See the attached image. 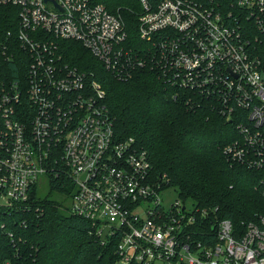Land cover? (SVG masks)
<instances>
[{
	"label": "built area",
	"instance_id": "built-area-1",
	"mask_svg": "<svg viewBox=\"0 0 264 264\" xmlns=\"http://www.w3.org/2000/svg\"><path fill=\"white\" fill-rule=\"evenodd\" d=\"M137 2L141 46L103 2L0 0L19 7L28 63L23 79L0 76V209L9 218L42 213L34 188L67 172L70 210L103 242L117 238L115 264H264V218H224L215 233L198 232L197 214L207 212L179 197L165 201L170 186L152 178L147 152L134 137L117 138L101 82L66 60L59 43H82L119 79L157 69L175 98L210 99L236 119L226 156L263 168L264 0ZM8 225L1 227L14 242Z\"/></svg>",
	"mask_w": 264,
	"mask_h": 264
},
{
	"label": "trees",
	"instance_id": "trees-1",
	"mask_svg": "<svg viewBox=\"0 0 264 264\" xmlns=\"http://www.w3.org/2000/svg\"><path fill=\"white\" fill-rule=\"evenodd\" d=\"M96 1L121 14L129 41L141 46L137 0ZM19 23V7L0 4V76L10 79L25 78L28 67L18 45ZM59 43L66 60L101 82L117 138L136 139L150 158L152 178L162 187L177 188L179 198L207 212L197 214L198 232L215 233L224 218L235 224L264 218V167H251L224 153L225 145L237 137L236 119L221 114L210 99L175 98V88L157 69L141 68L119 79L82 43ZM49 178L52 189L71 194L69 173ZM38 192L35 187L31 199L43 208L40 214L16 213L9 218L0 209V264H115L117 238L103 242L90 221ZM24 218L26 226L19 223ZM3 221L15 231L14 242L1 227Z\"/></svg>",
	"mask_w": 264,
	"mask_h": 264
},
{
	"label": "rangeland",
	"instance_id": "rangeland-1",
	"mask_svg": "<svg viewBox=\"0 0 264 264\" xmlns=\"http://www.w3.org/2000/svg\"><path fill=\"white\" fill-rule=\"evenodd\" d=\"M41 178H43L42 180L44 182H42L39 186V196L43 198L48 197L52 200L62 203L63 208L66 211H70L71 194L65 195L58 190L52 189L50 186V181L46 177ZM163 197H165L166 202L175 201L179 197L177 188L170 186V188L163 194ZM188 205L191 206L192 202L189 201Z\"/></svg>",
	"mask_w": 264,
	"mask_h": 264
}]
</instances>
